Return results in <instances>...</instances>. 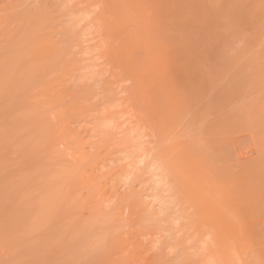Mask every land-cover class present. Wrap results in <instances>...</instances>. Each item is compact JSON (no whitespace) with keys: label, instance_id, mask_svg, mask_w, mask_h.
Returning <instances> with one entry per match:
<instances>
[{"label":"rangeland","instance_id":"1","mask_svg":"<svg viewBox=\"0 0 264 264\" xmlns=\"http://www.w3.org/2000/svg\"><path fill=\"white\" fill-rule=\"evenodd\" d=\"M110 2L0 0V264H264V0H126L147 53ZM126 34L173 112L143 110ZM173 165L230 206L227 249Z\"/></svg>","mask_w":264,"mask_h":264},{"label":"bare ground","instance_id":"2","mask_svg":"<svg viewBox=\"0 0 264 264\" xmlns=\"http://www.w3.org/2000/svg\"><path fill=\"white\" fill-rule=\"evenodd\" d=\"M111 2H113V4H117V7L119 6V8L121 7L122 8V6H123V8L124 9H121L123 12L126 10L127 11V9H128V11L130 10V8H127V7H129L126 3H125V1L126 0H110ZM108 2V1H107ZM110 2V3H111ZM123 2H124V4H123ZM110 3H106V4H109V5H111ZM123 5H122V4ZM135 3L137 4L138 2L137 1H135ZM134 3V4H135ZM23 4V3H22ZM125 4H126V6H125ZM129 4H131V3H129ZM135 4V5H136ZM105 5V4H104ZM109 5H108V9H106V10H108L109 12H111V15H112V17L114 18V15H116L117 13V15L115 16L116 18V20H110V21H113V27H114V29H115V31L117 30V29H119V30H124L125 32L129 29V32L128 33H130V31L132 32L131 33V35H134V36H132V37H137V39L136 38H134L136 41H137V43L133 40V38L131 37V35H127L126 34V36L124 37L123 36V39H122V42H121V44H120V46H119V53L122 51L123 52V50H125V52H123V54L124 55H127L128 54V56H126L125 58H123V59H126L125 61L128 63V64H130L131 62L130 61H132V68H131V70H130V68L128 69L127 67H128V65H127V71H128V77L132 80V83H133V91H134V95L135 96H138V97H140L138 100H142V102H141V104H142V108L143 107H145V108H148L149 106H152L153 105V107H155L156 106V104L158 103L159 104V102L157 101H155L154 103H152L153 101H154V99H156V100H158V97H160V102H163L161 105L159 104V105H157V106H164V107H168L169 106V104L171 105V102H167L166 100H171L172 99V97H171V99H168L167 97H165V96H167L166 94L168 93V92H170V90L169 91H167L168 89H166V91H167V93L163 90V89H165V88H163L164 87V85H163V87L161 86L162 84V81H160V80H158L157 82L160 84V88H159V85H158V88L155 90V89H153V90H155V91H153V90H151L150 92H149V89H152V87H149L150 85L151 86H153L154 87V85H155V83L153 82V80H151L152 78H154L153 76H152V78H151V75H150V73H148V69L147 68H151V66L150 65H148V64H150V62L153 64V62H152V59H154V60H157L158 58L156 57V59H155V57L154 58H152V59H150V56L151 55H148L147 56V54L145 55V54H141V53H139V55L141 54L142 56H144L145 58H146V60H145V58H143L142 57V60H145V61H147L148 59H150L149 60V62L147 61V65H146V63L145 62H141V60H139L141 57H139V61L136 59L137 57V55L135 56L134 54L132 55V52L130 53L129 51H130V47L132 48H134L135 46H141L142 48H143V46H142V41L141 40H139L141 37H139V35H137L136 34V31H134L136 28L135 27H133V28H135L134 30L132 29V28H129V25H128V27H126V25L128 24V22L127 21H129L128 19H129V17H130V21L132 22H134L135 24H136V21H134L133 19H131V18H134V19H136L134 16L135 15H133L132 14V10H130L128 13L129 14H131V15H133L132 17H131V15L129 16L127 13H126V11L123 13L122 11L121 12H116L115 10H116V7H114L113 5V7L115 8H113L112 6V9L111 10H109L110 8H109ZM135 7V6H134ZM26 8V7H25ZM106 8V7H105ZM132 9V8H131ZM25 10V9H24ZM23 10V11H24ZM28 10H29V8H28ZM34 12H36L34 15L32 14V15H29L30 13H24V12H22V14L24 15V17H23V15L21 14V16H20V18L19 19H22L23 20V18L25 19V21H29L30 19L31 20H33L34 18H35V20H37L36 18H38V20H39V17H40V20L38 21L37 20V24H38V22L40 23V25H42L43 23H44V19L42 20V18H43V14H45V13H40V14H42L41 16H42V18H41V16H37V10L35 11L34 9H32ZM117 11H119V9L117 10ZM135 11H137V10H135ZM40 12V11H39ZM44 12V11H43ZM114 12V13H113ZM116 12V13H115ZM136 13H138V12H136ZM39 13H38V15H40ZM114 14V15H113ZM123 14H124V16L125 15H127L128 16V19H127V17L125 16V19H124V17H123ZM142 14V13H141ZM146 15V14H145ZM19 16V15H18ZM147 16V15H146ZM14 17H16L15 16V14H14ZM26 18H27V20H26ZM44 18H47V16H44ZM144 18H146L145 16H144ZM9 19H10V17H9ZM13 18H11V20H12ZM29 19V20H28ZM138 19V18H137ZM30 20V21H31ZM42 20V22H40ZM45 20H47V19H45ZM124 20H125V22H127V24L124 22ZM139 21L137 22L139 25L142 23V22H140V19H138ZM143 20V19H142ZM29 21V26H31L32 25V23ZM129 21V22H130ZM132 22V23H133ZM146 22V21H145ZM31 23V24H30ZM42 23V24H41ZM46 23V22H45ZM45 23H44V26L43 27H45L46 25H45ZM144 23V22H143ZM134 24V25H135ZM150 24V23H149ZM34 25H36V24H34ZM34 25H32L33 27H34ZM144 25H145V23H144ZM31 26V27H32ZM136 26H138V25H136ZM142 26V25H141ZM31 27H28L26 30L29 32V28L31 29V30H33V28H31ZM40 27V26H39ZM43 27H41L42 29H43ZM138 27H140V26H138ZM35 28H36V26H35ZM37 28H38V25H37ZM40 28V29H41ZM124 28V29H123ZM125 28H127V29H125ZM143 28V27H142ZM145 28V27H144ZM143 28V29H144ZM149 28V27H148ZM148 28H147V30H148ZM140 29V28H139ZM34 30H36V29H34ZM33 30V31H34ZM39 30V29H38ZM37 30V31H38ZM118 30V31H119ZM26 31V35H24V36H22V37H25V36H27V34L29 35V34H31L32 32L30 31L29 33ZM37 31H35V34L34 33H32L31 35H30V37L32 38L33 36H35L36 35V33H37ZM117 31V32H118ZM124 31H120V33L121 34H124L125 32ZM134 31V32H133ZM142 31V30H141ZM143 31H145V30H143ZM42 32V31H41ZM40 31H39V33H41ZM43 32H44V30H43ZM123 32V33H122ZM138 32H139V30H138ZM127 33V32H126ZM142 35H144L143 33H142ZM43 36V35H42ZM41 36V37H42ZM22 37H20V39L22 38ZM29 37V38H30ZM44 37V40H43V38H41L44 42H45V36H43ZM139 37V38H138ZM145 37H147L146 35H145ZM26 38V37H25ZM38 37H36L35 39H37ZM23 39V38H22ZM22 39L20 40V41H22ZM143 39V38H142ZM148 39V38H147ZM38 40V39H37ZM40 40V39H39ZM41 40V41H42ZM23 41L25 42V40L23 39ZM27 41V40H26ZM138 41H140V42H138ZM32 42V41H31ZM39 42V41H38ZM136 44H135V43ZM144 42H145V40H144ZM147 43H149V42H147ZM147 43H144L143 45H146ZM133 44H135V46H132ZM146 46H148V45H146ZM140 47V48H141ZM151 46L149 45V48H150ZM148 48V49H149ZM144 50L146 49V53H147V48H143ZM142 49V50H143ZM151 49V48H150ZM149 49V51H151ZM137 51H138V49H136ZM153 50V52H154V49H152ZM55 51V50H54ZM53 51V52H54ZM134 52H135V50H133ZM148 51V52H149ZM152 52V53H153ZM57 53H58V51H57ZM129 53L132 55H129ZM123 57H124V55L122 54V53H120ZM138 54V53H137ZM149 54V53H148ZM154 55V54H153ZM51 56V55H50ZM136 57V58H134V59H136V60H134L133 58H130V57ZM151 57H153V56H151ZM135 61V62H133V60ZM137 61V62H136ZM125 62V63H126ZM126 63V64H127ZM134 63H140L139 65H140V67H141V65H144V68L143 69H145L144 71H143V69L141 70V68L143 67H139V65H138V67H136L135 65H134ZM154 64H156V62H154ZM158 64V63H157ZM137 65V64H136ZM146 66V67H145ZM156 66V65H155ZM152 67H153V65H152ZM157 70V69H156ZM160 70V66H159V69H158V71ZM126 71V72H127ZM158 71L156 72L155 71V73L157 74L158 73ZM161 71V70H160ZM130 72V73H129ZM154 73V72H153ZM152 74V73H151ZM159 74V76H160V74H161V72L160 73H158ZM157 74V75H158ZM153 75V74H152ZM156 75V76H157ZM148 76H150V77H148ZM163 78V77H162ZM161 78V79H162ZM148 79H149V81H148ZM151 80V81H150ZM156 80V79H155ZM154 80V81H155ZM152 82H153V84L154 85H152ZM161 82V83H160ZM164 82H166V80L165 81H163V83ZM59 84H61V83H59ZM166 84V83H165ZM167 85H168V83H167ZM61 86H62V84H61ZM169 86V85H168ZM156 87H157V84H156ZM167 87V86H166ZM163 88V89H162ZM161 89V90H160ZM170 89V88H169ZM157 90H160L159 91V95H157V93H156V91ZM163 90V91H162ZM153 91V92H152ZM163 93H162V92ZM158 92V91H157ZM150 93V94H149ZM156 93V94H155ZM151 95V96H150ZM156 95V96H155ZM163 95V96H162ZM148 96V97H147ZM152 96H154V97H152ZM158 96V97H157ZM163 97V98H162ZM135 98V97H134ZM152 98V99H151ZM170 98V97H169ZM174 98V97H173ZM152 101H151V100ZM163 99V100H162ZM175 99V98H174ZM135 100H136V98H135ZM138 100H136V102L138 101ZM140 101H138L137 102V104H139L140 103ZM149 101H150V104H152V105H149L148 106V104H149ZM148 102V103H147ZM165 102L167 103V104H165ZM143 103H144V106H143ZM156 103V104H155ZM173 103V102H172ZM147 104V105H146ZM174 104V103H173ZM148 106V107H146V106ZM155 105V106H154ZM166 105V106H165ZM168 105V106H167ZM176 105V104H175ZM140 106V105H139ZM174 106V105H173ZM164 107H160L159 109L158 108H153L152 109V107H149L148 108V110H150V108L152 109V110H150V111H148V112H151V111H154V115H155V111L157 110L159 113H164L165 115L166 114H169L170 112H173L174 110V108L172 107V109H171V107H168V108H164ZM175 107V106H174ZM145 108H143V110L145 109ZM155 109V110H154ZM163 109V110H162ZM161 110H162V112H161ZM172 110V111H171ZM145 111H146V109H145ZM156 111V112H157ZM170 111V112H169ZM157 112V113H158ZM156 113V114H157ZM150 114H153V112L152 113H150ZM173 168L174 169H176V170H174V172H175V174H176V176L177 177H179V178H181V177H184V178H186L185 180H182V183H184V186H186L185 188H184V190L186 189V193L187 194H189V196H191V195H193V196H191V197H189L186 193H185V191L183 192L184 194H186L187 195V197H185V198H191L190 200H192V201H190L191 203H193V205L195 206V204H196V212L194 213V217H195V220L196 219H198L199 221H194V219L192 218V220L190 221V222H192L191 224H192V226H195V225H199V228H200V225H201V227L202 228H204L205 226H204V223L206 222V223H209L210 224V226H208V227H211V229H212V231L211 230H209L211 233L209 234V235H212V236H210V238H211V241L214 243V244H218V251H220L221 249H227V247H228V245L230 244V243H233V241H235V238H236V240H237V238H239L238 236L236 237V235H239L238 233L236 234V230H237V228H236V226H237V224H236V222H238V221H236V222H233V220L232 219H230V218H234L233 216V214H230V216L231 215H233V216H229V214L228 213H230L229 212V210H230V206L229 205H223V204H225L226 203V200L223 202V204H221L218 200H216V199H207L206 197L204 198V196H203V192L201 193L200 192V186L198 185V183L196 184L195 182H194V180L192 179H190V177L187 175V173L184 171V169H181V167L179 168V167H174V165H173ZM189 177V178H188ZM66 182L68 181V179L67 180H65ZM73 187H75V186H72V188ZM201 188H202V186H201ZM179 190V189H178ZM202 190L204 191V193L206 194V192H205V190L202 188ZM201 190V191H202ZM116 191V190H115ZM191 192V193H190ZM115 193V192H114ZM208 195V194H207ZM210 195V194H209ZM185 196V195H184ZM213 197V196H212ZM199 198V199H198ZM189 199H188V202H189ZM196 199H198V200H196ZM222 199V198H221ZM197 201V203H194V202H196ZM220 200V199H219ZM189 202V203H190ZM231 205V204H230ZM193 206V207H194ZM191 207V206H190ZM231 207H232V205H231ZM195 210V209H194ZM232 210V209H231ZM191 212H193V211H191ZM233 212V211H232ZM190 214V213H189ZM191 215V214H190ZM189 222V223H190ZM196 222H197V224H196ZM199 222L201 223V224H199ZM202 222H204L203 224H202ZM194 223V224H193ZM239 223H241V222H239ZM208 224V225H209ZM236 224V225H235ZM190 225V224H189ZM203 225V226H202ZM194 229L195 228H197L198 229V227H193ZM208 229V228H207ZM238 230H239V228H238ZM208 231V232H209ZM197 232H198V230H197ZM239 232V231H238ZM240 232H243V231H240ZM199 233V232H198ZM204 234H205V236L207 235V231L205 230V232H203ZM200 234V233H199ZM201 236H203V234L201 235ZM204 237V236H203ZM209 240V239H208ZM208 240H205V242H209ZM203 240L201 239V242H202ZM239 241V240H238ZM202 243H204V241L202 242ZM207 243H204V244H207ZM239 243V242H238ZM238 243H236V245L238 244ZM204 244H202V245H204ZM214 244H212L213 246H215ZM208 246H210L211 248L213 247V246H211V245H209V244H207ZM206 245H204V247H205ZM207 246V248L208 249H206V250H209V249H211L210 247H208ZM217 247V246H216ZM220 248V249H219ZM213 249H215V247H213ZM213 249H211L210 251H212ZM216 250V249H215ZM210 251H208V252H210ZM214 251V250H213ZM217 251V252H218ZM240 252V251H239ZM108 263H109V260H108Z\"/></svg>","mask_w":264,"mask_h":264}]
</instances>
